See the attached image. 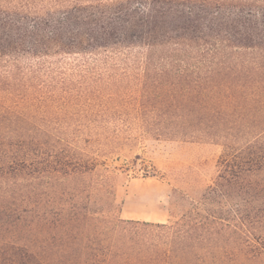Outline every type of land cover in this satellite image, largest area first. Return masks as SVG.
<instances>
[{
	"label": "trees",
	"instance_id": "trees-1",
	"mask_svg": "<svg viewBox=\"0 0 264 264\" xmlns=\"http://www.w3.org/2000/svg\"><path fill=\"white\" fill-rule=\"evenodd\" d=\"M131 83L144 139L222 147L174 220L117 214L132 139L21 109ZM0 264H264V0H0Z\"/></svg>",
	"mask_w": 264,
	"mask_h": 264
},
{
	"label": "rangeland",
	"instance_id": "rangeland-1",
	"mask_svg": "<svg viewBox=\"0 0 264 264\" xmlns=\"http://www.w3.org/2000/svg\"><path fill=\"white\" fill-rule=\"evenodd\" d=\"M120 86L121 90L113 84L103 85L101 90L96 89L80 100H57L46 109L26 106L21 109L32 114L38 123L62 135L82 133L85 147L89 128L108 134L118 132L122 138L132 139L133 150L126 149L116 154L113 160H108L109 164L118 166L112 181L117 214L122 218L155 222L174 220L186 210V203L175 200L174 188L179 187L181 191L192 194L193 199H199L217 174L222 147L202 142L158 141L155 136L144 139L139 124L130 115V109L113 103L120 101V96L127 97L135 91L134 96L137 86L133 83ZM86 112L91 116H80Z\"/></svg>",
	"mask_w": 264,
	"mask_h": 264
}]
</instances>
